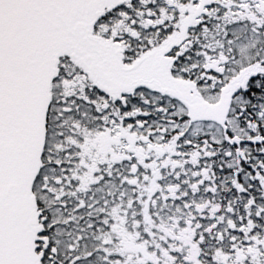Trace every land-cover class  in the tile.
Returning <instances> with one entry per match:
<instances>
[{
	"label": "snow or ice",
	"instance_id": "obj_1",
	"mask_svg": "<svg viewBox=\"0 0 264 264\" xmlns=\"http://www.w3.org/2000/svg\"><path fill=\"white\" fill-rule=\"evenodd\" d=\"M0 264H264V0H0Z\"/></svg>",
	"mask_w": 264,
	"mask_h": 264
}]
</instances>
